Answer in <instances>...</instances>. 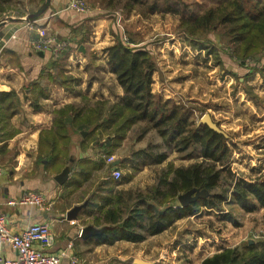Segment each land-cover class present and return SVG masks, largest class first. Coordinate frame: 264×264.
I'll list each match as a JSON object with an SVG mask.
<instances>
[{"label": "trees", "instance_id": "1", "mask_svg": "<svg viewBox=\"0 0 264 264\" xmlns=\"http://www.w3.org/2000/svg\"><path fill=\"white\" fill-rule=\"evenodd\" d=\"M104 1L106 8L120 7L126 15L176 16L180 32L191 41L202 42L211 32H219L220 38L231 45L226 52L231 59L243 66L246 59L259 55L263 68L258 70H264V0H100ZM44 2L0 0V20L5 16H27ZM114 38V43L106 48L105 66L115 76L122 93L113 101L82 95L80 101L54 109L50 128L39 133L36 163L44 162V168L52 174L68 167L70 178L65 186L70 187L71 194L86 185L93 172L105 166L113 168L106 160L117 155L128 134H134L137 142L150 132L160 139V145L148 144L131 151L128 161L134 170L161 165L171 153L195 161L177 168L168 164L144 191L116 190L121 181L95 189L89 195L90 223L98 228L113 227L93 237L95 244L141 242L196 215L201 208L221 211L223 204L237 206L246 213L261 210L264 216V179L236 176L225 166L230 155L226 135L202 123L196 116L198 107L156 94L152 77L157 67L150 52L137 43L124 42L118 31ZM69 51L47 62L38 78L26 87L34 108H38L40 98L48 96V86L72 88V78L64 73ZM89 66L90 63L85 72L90 71ZM96 76H102L98 69ZM91 79L94 77L88 79V84ZM18 113L16 92L0 91V141L16 134L10 118ZM74 136L79 137L84 150L96 143L95 159L72 157ZM161 147L163 150L159 151ZM118 160L122 163V158ZM192 188L206 189L210 196L181 207L177 196ZM200 264H264V240L223 248Z\"/></svg>", "mask_w": 264, "mask_h": 264}, {"label": "rangeland", "instance_id": "2", "mask_svg": "<svg viewBox=\"0 0 264 264\" xmlns=\"http://www.w3.org/2000/svg\"><path fill=\"white\" fill-rule=\"evenodd\" d=\"M82 1L88 6L85 12L92 11L96 17L107 15L103 18L111 20L114 27L113 37L118 31L124 42L129 40L137 43L136 45H141L150 52L157 67L152 77L156 94L161 93L160 96L164 99H175L198 107L200 111L196 112L197 117L201 118L204 114L211 117L212 122L226 135L230 148L225 166L230 167L236 176L253 180L264 179V70H258L263 68L262 56L256 55L246 59L245 65L242 66L226 54L231 45L220 38L219 32H211L202 42H195L186 39L180 32L176 16L160 13L149 17L138 13L126 15L120 7L106 8V1ZM8 17L24 20L26 15L4 18ZM13 21L9 23H14ZM25 24L36 36L39 31L42 33V30L27 25V22ZM87 29L86 33L89 31ZM48 38H53L59 43L65 42L63 52L75 48L67 38H56L52 35ZM107 47L104 48L105 58H97L96 61L95 56L90 57V71L85 72L87 84L91 76L98 82H104L105 77L101 72L102 76L97 77L96 70L97 64L106 65ZM56 56L51 55V58L55 59ZM68 76L73 80V76ZM75 138L79 140L78 136ZM148 144L160 145V139L150 132L137 142L134 134H128L115 157L122 158L119 167L122 184L117 186L116 190L144 191L155 183L156 177L161 175V170L166 169L168 164L177 168L195 161L182 159L179 155L171 153L161 165L134 170L128 161L131 151L147 147ZM158 150L163 149L161 147ZM110 173L108 166L93 172L92 178L83 187L85 189L80 188L81 197H89L99 187L108 188L115 185ZM109 182L112 184H108ZM180 227L183 233L188 234L184 240L186 248L181 251V255L187 256L188 259L184 257L182 264L185 261L187 264H194L223 248L264 240L263 212L256 210L246 213L234 205L223 204L221 211L201 208L194 217L181 223Z\"/></svg>", "mask_w": 264, "mask_h": 264}, {"label": "crops", "instance_id": "3", "mask_svg": "<svg viewBox=\"0 0 264 264\" xmlns=\"http://www.w3.org/2000/svg\"><path fill=\"white\" fill-rule=\"evenodd\" d=\"M68 2L69 0H51L46 13L32 24L48 36L67 38L75 47L70 50L64 67V73L73 76L72 88L65 90L55 84L48 86L49 94L46 98L39 99L38 108L32 106L26 87L38 78L46 63L54 59L48 52H42L43 56H40L31 49L30 41L36 33L30 31L31 28L22 19L12 20L14 23L8 21L0 27V91H15L20 102V113L10 118V126L16 130V134L0 141V165L3 168L0 176L1 213L13 233H19L33 223H50L54 237L50 251L67 252L60 264H73L69 259L72 256L77 258L76 264H182L185 256L181 255V251L186 248L184 240L188 234L182 232L180 224L191 217L183 218L162 233L141 242L95 244L93 237H81L82 228L92 225L89 197H81V189H85V185L69 194L70 187L67 188L65 184L70 178V170L67 181L60 185L55 181V176L59 173L46 171L44 162L36 163L39 133L50 128L54 109L78 102L82 95L113 101L122 93L107 67L97 64L98 71L105 77L104 82L91 79L87 84L84 71L92 55L96 57V61L97 58H105L104 48L114 41L111 20L99 15L96 17L92 11L80 13L66 9ZM86 28L89 29L88 33ZM152 89L154 91L153 84ZM72 143L73 158H96L95 142L85 150L80 147L75 136ZM112 156V166L115 167L114 163L119 162L116 166L120 167V160L115 158L116 155ZM26 191L43 195L47 199L48 208L40 211L32 205L6 204L9 199H17ZM78 205L84 207L76 218L67 219L68 211ZM2 254L8 259L15 257V253L7 246H3ZM185 258L188 259L187 256ZM204 258L194 264H200ZM183 264H187L186 261Z\"/></svg>", "mask_w": 264, "mask_h": 264}, {"label": "built area", "instance_id": "4", "mask_svg": "<svg viewBox=\"0 0 264 264\" xmlns=\"http://www.w3.org/2000/svg\"><path fill=\"white\" fill-rule=\"evenodd\" d=\"M66 9L85 13L88 10V6L82 0H69ZM27 23V25H32L34 22ZM41 32L39 31L36 38H32L30 41L31 49L35 53L48 52L55 56L63 52L66 46L65 42L59 43L53 38H48V35L44 31ZM113 161V156L107 158L108 164L113 163ZM2 172L3 168L0 165V176ZM110 177L114 182L121 180V171L118 166L111 168ZM46 200L43 195L35 191H26L17 199H9L6 204L8 206L32 205L40 211H44L48 208ZM53 244L54 237L51 232L50 223H33L19 233H13L0 210V264H60L61 260L67 255V252L65 250L50 251ZM3 246L10 248L15 253V257L12 259L4 257L2 254ZM69 259L71 263H77L76 257L72 256Z\"/></svg>", "mask_w": 264, "mask_h": 264}, {"label": "water", "instance_id": "5", "mask_svg": "<svg viewBox=\"0 0 264 264\" xmlns=\"http://www.w3.org/2000/svg\"><path fill=\"white\" fill-rule=\"evenodd\" d=\"M50 2L51 0H45V2L39 7V9L37 11H35L34 13L28 14L25 19L23 21L25 22H36L43 14L44 12L50 7ZM12 21L15 20L13 17H8V18H4L0 20V27H2L7 21ZM20 20V19H19ZM38 55L43 56L42 52H38ZM200 121L204 124H206L208 127H210L211 129L220 132L221 130H219L218 126L212 122V119L209 115L204 114L201 118ZM114 163L115 166L118 164ZM68 173H69V168L66 167L64 168L58 175L55 176V181L60 184L63 185L67 179H68ZM210 194L208 193V191L206 189H197V188H192L188 191H186L185 193H182L180 195H178L177 200H178V204L181 207H186L191 203H194L200 199H204L209 197ZM84 207V205H78L73 207L70 211H68L66 217L67 219H74L76 218L77 213ZM113 229V227H110L108 225L102 226V227H95L92 225H88L85 226L84 228H82L81 230V237L82 238H89V237H95L98 235L103 234L105 231L107 230H111ZM249 244H251V242H249Z\"/></svg>", "mask_w": 264, "mask_h": 264}]
</instances>
